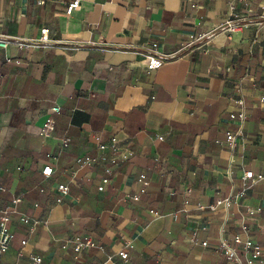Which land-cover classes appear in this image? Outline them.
Returning <instances> with one entry per match:
<instances>
[{
	"label": "crops",
	"instance_id": "0c3cea01",
	"mask_svg": "<svg viewBox=\"0 0 264 264\" xmlns=\"http://www.w3.org/2000/svg\"><path fill=\"white\" fill-rule=\"evenodd\" d=\"M69 1L0 0V211L20 197L0 264H245L216 243L264 250V0H80L66 14ZM229 19L244 25L229 34ZM147 54L165 59L148 68ZM79 234L98 246L75 256Z\"/></svg>",
	"mask_w": 264,
	"mask_h": 264
},
{
	"label": "built area",
	"instance_id": "2783aa9c",
	"mask_svg": "<svg viewBox=\"0 0 264 264\" xmlns=\"http://www.w3.org/2000/svg\"><path fill=\"white\" fill-rule=\"evenodd\" d=\"M239 2H244L246 0H237ZM80 6V0H71L68 2V4L65 7V13L66 14H70L73 10L79 8ZM244 24H242L239 20H226L221 28L223 31L228 32L229 34H231L232 32H235L237 30H239ZM201 37V36H200ZM195 37V36H191V39H198L200 38ZM11 41L3 36L0 35V49H6L8 44ZM40 45H48L50 44L51 40L48 37V33H43L41 35V37L38 40ZM18 45L22 46V45H27L25 43H21V42H17ZM148 63H147V67L148 68H155L157 66H159L162 62L163 59H165V57L161 54V55H154V54H147L146 55ZM7 60H9L7 58ZM236 104L241 105L242 104V100L241 99H236L235 100ZM59 106H54L53 107V112L57 113L59 111ZM229 117L231 119H239L242 120L243 119V113H230ZM51 124L50 121L46 124V126L43 129L42 134L44 136L47 135V130L50 128ZM226 140L228 141L229 144H232L233 140H234V135L231 132H227L226 134ZM116 137L113 136L110 138V147L112 148L113 151H116ZM62 145L63 146H67L68 145V139L62 140ZM105 145H100V149H104ZM48 157H50V155H48ZM76 162L83 164V165H93L97 162V157L95 156H91V155H83V156H79L76 158ZM116 162V158L112 157L111 159H109V161L107 162V164H105L104 166V172L105 174L102 176V178L100 179V183L97 186V189L99 191L103 190L105 185L107 183H109L110 181V175L112 173V166L115 164ZM53 174V166L50 164L49 160L46 161L45 164H43L42 168H41V175L43 176V178H48ZM253 177V172L250 171H246L244 173L243 176V188L242 190L239 192L238 195L236 196H240L243 194L246 184H247V180L251 179ZM260 177H264V174ZM4 188L2 186H0V190H3ZM57 190L59 191V195L57 197V202H60L62 200V198L64 196H66L68 194L69 191V186L66 183H60L57 186ZM144 192V188L142 187L140 189V193ZM128 198H131L133 200H138L139 199V195L138 194H134L132 196H129ZM231 199V198H230ZM230 199L226 198L227 201H230ZM20 202V197H14L10 200V204L7 205L5 208H3L0 211V253L4 252L8 246L9 243L11 242V240L13 239V232L10 228V222H11V217L12 214L14 212V210L12 209L15 205H17ZM151 213H153L154 215H159L157 211L155 210H150ZM19 222L21 223H25L28 224L30 223V219L24 215H19ZM32 223H36V221H32ZM246 226L243 225L242 229L246 230ZM72 242V250L75 253V256H77L81 251L90 249V248H94L97 247V243L96 241L89 235H76L74 236V238H72L71 240ZM26 243V240L23 239L21 240V244L24 246ZM203 245H206V242L202 243ZM217 248H219L223 253L224 256L226 258V260L228 262H239V256H238V252L242 251L245 253H248L249 256L247 258H245V264H252L253 258H264V250L262 249L261 245L255 241H253L250 238H242L239 234H234L232 236V238L230 240L228 239H219L216 243ZM125 246L127 248H131L133 247V244L131 241H127ZM61 247L63 249H65L67 247L66 243H63L61 245ZM122 260L126 259L128 256L127 251L125 250H121L118 252L117 254ZM32 264H41L42 262V258L39 255H30L29 256Z\"/></svg>",
	"mask_w": 264,
	"mask_h": 264
}]
</instances>
